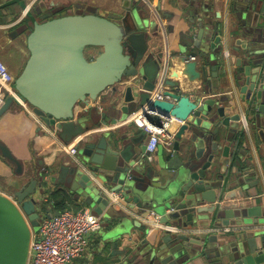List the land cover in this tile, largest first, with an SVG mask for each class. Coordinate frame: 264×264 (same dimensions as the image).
<instances>
[{
	"label": "water",
	"instance_id": "95a60500",
	"mask_svg": "<svg viewBox=\"0 0 264 264\" xmlns=\"http://www.w3.org/2000/svg\"><path fill=\"white\" fill-rule=\"evenodd\" d=\"M210 1L171 0L176 8L189 7L193 18L189 22L178 18V52L168 58L163 51L156 53L153 46L159 20L152 19L142 5L126 3L124 12L108 15L93 8L43 13L37 7V18L28 11L33 26L25 40L26 63L14 82L17 96L47 127L56 129L60 142L68 144L78 136L82 140L77 145L78 160L68 162L52 155L58 142L48 133L45 154L43 145L33 143L32 157L42 170L13 191V200L0 193V264H27L32 231L43 216L41 196L49 182L66 187L93 213L113 219L102 232L104 249H116L130 238L127 214L118 216L115 194L130 208H152L149 211L159 214V222L169 228L157 240L134 248L127 244L117 251L132 254V264H264V221L250 220L252 209L225 211L227 216L237 217L241 226L228 242L209 229L230 224L218 220L226 187L225 176L219 172L229 171L231 156L230 176L234 179L238 164L235 152L222 146L223 138L232 141L235 136V140L245 136L250 140L258 133L255 154L262 157L264 153V0H222L225 16L221 23L218 13L217 20L208 14L213 7ZM232 15L251 35L245 60L235 61L244 74L243 79L237 76L243 101L256 110L247 127L240 113L232 114L233 109L220 106L229 100L228 95L208 98L198 92L193 99L181 86L180 72L172 71L177 66L189 82L213 77L217 87L221 57L213 51L223 42L229 46ZM89 47L101 52L89 59ZM222 63L224 71H229V54ZM110 87L116 99L101 111L94 103ZM15 103L20 101L7 96L0 106V118ZM80 105L86 109L78 111ZM138 112L157 127L165 120L171 124L175 118L183 122L181 132L191 134L185 139L177 136L170 148L150 157L146 151L149 135L144 129L139 128L138 135L115 138L108 137L110 131L99 129L108 122L129 120ZM129 122L134 124L133 119ZM0 154L14 166L15 174L27 175L26 160L31 155L15 154L1 138Z\"/></svg>",
	"mask_w": 264,
	"mask_h": 264
},
{
	"label": "crops",
	"instance_id": "0c3cea01",
	"mask_svg": "<svg viewBox=\"0 0 264 264\" xmlns=\"http://www.w3.org/2000/svg\"><path fill=\"white\" fill-rule=\"evenodd\" d=\"M126 3H131L132 7L136 5H142L151 16L152 19L158 18L160 28L154 39V48L156 53L164 52L166 58H168L173 53L178 52L179 44V34L181 33V24L178 22V18L189 22L193 15L189 13V7L176 8L171 0H0V58L7 62L13 73L18 75V73L23 69L27 57L28 50L26 47V36L32 29L31 18L26 14L25 8L30 5V12L38 18V14L35 12L37 7L46 11H57L60 10L58 14L62 13H75L78 10L88 12L89 8H93L100 15H108L111 12L122 13L125 11ZM181 4V3H180ZM182 5V4H181ZM210 5H213L212 9L208 11V14L217 20L216 14L218 13L222 16L220 19L223 21L225 16V9L222 0H211ZM174 25V30L171 31L170 26ZM229 46L227 44L224 46V42L219 44L217 50L213 51L221 57L219 60L218 71V83L217 87L213 86L215 78L208 77L203 81L202 79H196L189 82L186 77L181 75L178 67H173L172 71L178 70L180 72L179 81L184 91L188 92L189 95L195 99L196 94L200 92L201 95L209 97H220L222 95H228L229 100L221 102L220 106L226 109H233V113H240L242 117V123L244 126L250 125L253 122V117L256 110L250 107L249 101H243V96L241 92L242 84H239L238 79H243L244 74L239 71L238 65L235 61L238 58L245 60L246 46L250 42L251 35L246 32L240 20L232 15L229 18ZM205 43L209 44L210 41L206 40ZM251 47V46H250ZM98 49L92 58L96 57L101 49L97 47H92ZM190 50L193 48H189ZM100 50V51H99ZM230 55L231 63L229 64V71L225 72L223 68V59H226V53ZM172 53V54H171ZM232 58L235 59L232 61ZM245 62H243V65ZM225 67V66H224ZM173 72H166V75L173 76ZM175 79L177 77H174ZM214 79V80H213ZM206 87V88H205ZM163 87H160L162 89ZM116 99L115 92L112 87L106 89L97 101L94 103L95 106L101 111H105L112 106L113 101ZM122 104V103H121ZM120 104V105H121ZM86 106L80 105L77 107L78 111H83ZM90 116V114L88 115ZM249 118V122L246 118ZM133 119V116L129 120L118 121L116 124H111L108 122L106 125L101 126L100 131H110L108 137H125L127 133H133L135 135L140 134L141 130L134 123L130 125L129 121ZM108 121L109 118H106ZM183 122L173 118L172 123L169 126V138L162 137L158 148L154 154L161 152L166 148H170L176 140L177 136L185 139L191 134V131H182ZM247 127V126H245ZM45 124L39 119L31 107H25L15 103L1 118H0V138L4 140L12 151L20 156L31 155V159L26 160V170L27 175L19 176L14 172V166L11 165L2 155L0 154V193L1 195L12 199L11 195L13 191L18 189L23 183L27 181L30 175H34L37 170L41 171L42 168H38L35 165L34 158L32 157L34 151L35 142L43 145L44 154L46 153L44 144L48 139L47 133L50 137L58 142L57 147L52 148V155L62 156V159L66 162L77 159V155H71L68 152L71 144L74 140L68 144H63L60 142L55 133L52 130H46ZM226 128H224L225 130ZM240 133V132H239ZM225 134H229L226 130ZM237 135V134H236ZM236 137V136H235ZM232 141L222 140V146L230 147L231 152H235V158L238 164V172L235 174V178H231L230 170L234 166L232 157L230 156V162L227 165L228 172H219L225 176L224 188L225 196L222 197L223 202V212L218 218L220 221H228L229 225H223L222 227L209 228L212 232H219L220 239L228 242L234 239L241 226L237 225L238 218L234 216H227L225 211L241 210L243 208H250L253 210L250 220L260 219L264 221V153L262 157L255 154V149L257 148V138H259L258 133L253 135V139L246 140V137H238L239 139ZM52 139V138H51ZM98 139V138H97ZM168 139L169 141H167ZM224 141V142H223ZM246 144V148L243 144ZM51 145V141L49 146ZM48 146V147H49ZM256 147V148H255ZM47 149V148H46ZM264 150V149H263ZM242 151V152H241ZM220 158L224 159L222 156V151ZM219 158V159H220ZM223 165V164H222ZM64 191L68 195L67 199V209H72L74 211L90 208L84 200L81 198H76L75 195L70 192L66 187L58 183H50L46 188V191L41 196L43 198V215H50L57 212L56 207H54V199L52 198L53 192ZM116 201L119 206L118 216L123 217V212L127 214L128 226L130 227V238L126 239L124 242L118 245L116 249L107 247L104 249L102 245V232L105 229L106 224L109 220L107 216H104V224L100 231L92 232L89 234L88 247L86 251L78 258L75 259V264H132L130 260L132 259V254L123 255L120 252L126 248L127 244L137 247L143 245L145 242H152L153 239L159 238L165 228L168 225H163L159 222V214L156 216L150 215V209H137L130 208L126 203L121 201L120 195L115 194ZM13 200V199H12ZM91 209V208H90ZM231 209V210H229ZM233 209V210H232ZM34 232L36 229L33 230ZM129 261V262H128Z\"/></svg>",
	"mask_w": 264,
	"mask_h": 264
},
{
	"label": "built area",
	"instance_id": "2783aa9c",
	"mask_svg": "<svg viewBox=\"0 0 264 264\" xmlns=\"http://www.w3.org/2000/svg\"><path fill=\"white\" fill-rule=\"evenodd\" d=\"M30 8V5L25 8L26 14ZM226 55L228 56V52ZM16 77L17 75L0 58V106L5 98L10 95L18 99L20 105L30 107L21 102L17 96L14 88ZM133 121L139 128L148 133L149 141L146 145V151L151 157L157 150L161 138H169L170 124L165 120L162 127L154 126L142 117L140 112L133 116ZM45 129L52 130V133L55 134L57 132L55 128L52 129L47 126ZM81 140L82 136L74 138V143L68 148L71 155H77V145ZM116 199L114 195L113 200L116 201ZM149 213L156 216L153 211ZM103 224L104 216L93 213L90 208L77 211L65 209L51 216H42L37 230L32 233L27 264H75V259L80 257L88 247L89 234L100 231Z\"/></svg>",
	"mask_w": 264,
	"mask_h": 264
},
{
	"label": "trees",
	"instance_id": "16d2710c",
	"mask_svg": "<svg viewBox=\"0 0 264 264\" xmlns=\"http://www.w3.org/2000/svg\"><path fill=\"white\" fill-rule=\"evenodd\" d=\"M51 195H52V198L54 199V207H56L57 212H60V211L67 209L68 195L66 192L61 190L59 192H53ZM42 213H43V211H42ZM43 216H45V215H43Z\"/></svg>",
	"mask_w": 264,
	"mask_h": 264
},
{
	"label": "rangeland",
	"instance_id": "374dc122",
	"mask_svg": "<svg viewBox=\"0 0 264 264\" xmlns=\"http://www.w3.org/2000/svg\"><path fill=\"white\" fill-rule=\"evenodd\" d=\"M98 51V49L89 47L86 49V56H88L89 58H92V56L95 55V53ZM100 51V50H99ZM4 61V60H3ZM5 62V61H4ZM5 64L8 66L7 62H5ZM8 68L10 69V67L8 66ZM11 71H13L12 69H10ZM34 231H32L33 233Z\"/></svg>",
	"mask_w": 264,
	"mask_h": 264
}]
</instances>
